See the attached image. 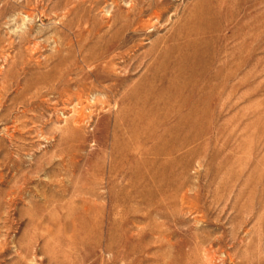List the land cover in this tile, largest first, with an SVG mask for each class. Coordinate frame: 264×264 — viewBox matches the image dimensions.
Masks as SVG:
<instances>
[{"label":"rangeland","instance_id":"1","mask_svg":"<svg viewBox=\"0 0 264 264\" xmlns=\"http://www.w3.org/2000/svg\"><path fill=\"white\" fill-rule=\"evenodd\" d=\"M0 264H264V0H0Z\"/></svg>","mask_w":264,"mask_h":264}]
</instances>
